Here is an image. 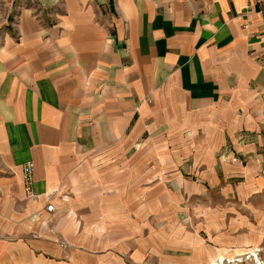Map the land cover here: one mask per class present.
Listing matches in <instances>:
<instances>
[{
    "label": "crops",
    "instance_id": "obj_1",
    "mask_svg": "<svg viewBox=\"0 0 264 264\" xmlns=\"http://www.w3.org/2000/svg\"><path fill=\"white\" fill-rule=\"evenodd\" d=\"M247 6L0 0V264H151L155 231L161 262L201 230L196 264L264 247V13Z\"/></svg>",
    "mask_w": 264,
    "mask_h": 264
},
{
    "label": "rangeland",
    "instance_id": "obj_2",
    "mask_svg": "<svg viewBox=\"0 0 264 264\" xmlns=\"http://www.w3.org/2000/svg\"><path fill=\"white\" fill-rule=\"evenodd\" d=\"M209 201H210V199L208 198L205 204H209L208 203ZM195 206L196 205L193 204L191 207L189 206L188 209H194ZM180 215H181L180 218L185 220L187 223H191L193 221V215H196V217L199 216L198 214H193V213H190L187 215H184V214H180ZM172 218H173V216H172ZM221 218H228V215L227 214H224V215L221 214ZM157 233L158 232H156V231L151 232V235H154V237L151 239V264H196L195 262H191V259H190V257H193L194 250L195 249L202 250L204 248L207 249V248H210V246H214V243L211 240V237L206 233V231L201 230L200 236L202 237V239H200V241H201V244H203L202 246L196 245L195 247L193 246L194 248H192V247L187 248V246L184 248L181 246H172L170 248L171 249V255H172V259L176 260V262H161L167 254L165 256L162 255L163 250H165V248L161 244L162 242L157 237H155ZM165 243H167V241ZM250 246H259V247H262L264 249L262 244L261 245H250ZM245 247H248V246H245ZM245 247L244 246H238L235 244L229 245L227 247V250H229V251H226L229 253L225 252L226 254L224 253V254L219 255V256L234 254L235 251H243L244 250L243 248H245ZM185 248H187L186 251L184 250ZM166 249H167V247H166ZM219 256H217L215 258H218ZM181 257H186L188 262L184 263V262L177 261ZM199 264H202V263H199ZM203 264H207V263H203ZM242 264H246V263H242Z\"/></svg>",
    "mask_w": 264,
    "mask_h": 264
},
{
    "label": "built area",
    "instance_id": "obj_3",
    "mask_svg": "<svg viewBox=\"0 0 264 264\" xmlns=\"http://www.w3.org/2000/svg\"><path fill=\"white\" fill-rule=\"evenodd\" d=\"M58 1V0H57ZM264 13V0H248L247 8ZM1 9V7H0ZM25 193L32 197L34 193V167L31 162H27L23 166ZM48 211H54V203H48L46 206ZM217 264H264V249L262 247L247 248L243 251H235L234 254L219 256Z\"/></svg>",
    "mask_w": 264,
    "mask_h": 264
},
{
    "label": "bare ground",
    "instance_id": "obj_4",
    "mask_svg": "<svg viewBox=\"0 0 264 264\" xmlns=\"http://www.w3.org/2000/svg\"><path fill=\"white\" fill-rule=\"evenodd\" d=\"M221 257V256H220ZM217 259H219V258H217ZM216 258L214 259V260H212L211 262H210V264H217V260Z\"/></svg>",
    "mask_w": 264,
    "mask_h": 264
}]
</instances>
